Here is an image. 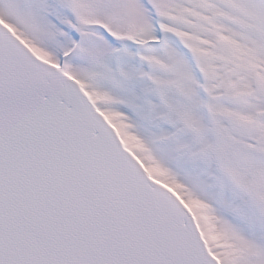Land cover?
<instances>
[{
    "label": "snow or ice",
    "instance_id": "snow-or-ice-1",
    "mask_svg": "<svg viewBox=\"0 0 264 264\" xmlns=\"http://www.w3.org/2000/svg\"><path fill=\"white\" fill-rule=\"evenodd\" d=\"M0 264H264V0H0Z\"/></svg>",
    "mask_w": 264,
    "mask_h": 264
}]
</instances>
